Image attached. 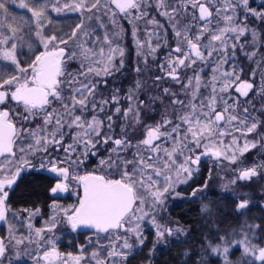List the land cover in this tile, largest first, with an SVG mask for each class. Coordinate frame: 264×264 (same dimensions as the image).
Instances as JSON below:
<instances>
[{
  "label": "snow or ice",
  "instance_id": "1",
  "mask_svg": "<svg viewBox=\"0 0 264 264\" xmlns=\"http://www.w3.org/2000/svg\"><path fill=\"white\" fill-rule=\"evenodd\" d=\"M9 5L25 12L13 15ZM49 9L78 13L79 22L68 32L50 29ZM260 9L250 0H0V61L7 62L0 70V225L8 226L0 237V264H127L130 240L143 246L145 227L151 225L157 243L180 231L160 223L157 211L168 196L179 195L176 187L199 171L203 157L237 164L252 150H264V84L257 109L249 97L253 83L241 79L237 65L240 52L264 68V57L256 60L264 36L248 23L252 17L264 24ZM120 18L134 24L145 64L166 50L158 64L163 75L155 80L169 79L178 89L164 87L162 95L141 99L137 81L125 97L118 90L102 94L107 78L124 67V49L114 39L119 33L109 28ZM93 20L95 26L87 23ZM141 20L146 39L137 36ZM149 113L158 117L151 124L144 120ZM27 170L51 177V213L41 227L33 223L39 208L10 206L13 185ZM233 171L232 184L252 181L264 175V162ZM61 194L75 196V203H58ZM249 203L239 199L237 213L244 215ZM202 210L211 211L208 205ZM60 225L94 230L99 246L87 258L83 247L65 255L54 235ZM258 234L264 222L245 221L209 249L224 264H231L234 247L242 248L245 264H264Z\"/></svg>",
  "mask_w": 264,
  "mask_h": 264
},
{
  "label": "flooded vegetation",
  "instance_id": "2",
  "mask_svg": "<svg viewBox=\"0 0 264 264\" xmlns=\"http://www.w3.org/2000/svg\"><path fill=\"white\" fill-rule=\"evenodd\" d=\"M250 3L253 7L260 9V5L264 4V0L259 4L255 0H250ZM152 15L155 16L160 24L167 27V21L164 17L158 16L156 13H152ZM248 23L250 28L255 29L258 34L264 36V24L254 20L252 17H249ZM139 28L137 36L146 39L147 35L144 31L145 24L143 20L139 21ZM132 32L129 31L128 33L114 36L115 42L117 39L127 40L129 47L123 48L125 53L123 57L124 67L113 76L107 78V87L100 90L102 94L108 96L113 91L118 90L121 97H125L129 90L135 89L137 81L143 85V88L138 92L141 99L162 95L161 89L164 87H169L173 90L178 89V85H175L169 79L155 80L156 76L163 75L158 64L165 59L164 52L166 50L161 49L157 54V58L153 59L149 57L148 63L145 64L144 57L137 55V47ZM168 38L171 41L170 28L168 29ZM153 39L155 40V37ZM116 43L120 44L121 42L117 41ZM262 57H264V48L260 49L256 60H261ZM120 59L117 55V64ZM237 65L243 69L241 79L253 83V90L249 93V97L255 102L257 109H259L261 105L259 89L264 84V78H262L264 76V68H257L255 62L248 60L240 52L237 53ZM76 67L77 65L74 63L69 64L70 69L74 70ZM136 68H140L141 71L137 72ZM254 70L256 72L255 77L251 75ZM243 99L241 97V100ZM164 103H168L166 98ZM253 115H258V112L253 113ZM157 118L156 114L153 113L144 116V120L148 124H151ZM118 131L119 128H117ZM142 133L143 129H140L134 136V139L139 138ZM94 161L95 158L89 161V171L95 168ZM253 162H264V150H252L245 154L244 157H241V161H238L237 164H229L227 161L218 163L210 157H203L199 165V171L194 173L192 178L186 183H181L176 187V192L179 195L173 194V197L169 198L171 202H167L165 210L159 209L157 211V219L160 223L173 229L178 228L180 231H176L173 235L166 237L165 243H157L154 229L151 225L145 227L143 229L145 243L143 246L138 245L132 251L127 264H164L163 262L169 263L172 260L177 261L178 264L181 258H183L178 249L180 244L188 245L191 250L187 259L189 264H196L198 262L224 264L222 256H216L211 253L209 244L219 243L221 236H229L228 203L230 202L234 206L233 211L237 213V201L241 198L248 199L250 203L249 208L245 210V214L250 215L254 223L264 222V175L254 178L252 181L231 183V180L237 175L233 169H236L238 166L251 165ZM50 179L51 177L48 173L40 170L23 171L17 179L16 184L13 185V191L10 193V206L12 209L39 208L41 210V214L36 216L33 221L36 227L43 226L51 213L50 204L52 203V198L48 192ZM37 184L42 185L38 187L44 188V193L40 199L26 201L22 198L24 196L22 192L23 186L35 187ZM225 185H227V188L224 187ZM195 189L199 190L193 196L192 192ZM75 199V196L61 194L57 202L63 205H70L75 203ZM204 205H208L211 211H203ZM21 231H26V229ZM7 235L8 226L6 224L0 225V237H6ZM54 235L57 240L58 250L65 255L68 253L78 255L81 247H83L87 258L99 246L96 244L98 237L94 233V230L88 228H81L76 232H72L67 226L60 225ZM90 240L92 241L91 244L89 243ZM256 242L260 246H264V234H258ZM172 246L176 247L177 250L172 251L170 256L167 255L164 258L165 251ZM238 249L237 253L240 252L239 247ZM228 258L229 260H235L237 264H241V260L243 259V257L238 255L234 257L228 255ZM86 263L93 264V262H88L87 260ZM27 264H31V261L28 260Z\"/></svg>",
  "mask_w": 264,
  "mask_h": 264
},
{
  "label": "trees",
  "instance_id": "3",
  "mask_svg": "<svg viewBox=\"0 0 264 264\" xmlns=\"http://www.w3.org/2000/svg\"><path fill=\"white\" fill-rule=\"evenodd\" d=\"M10 9L12 10V14L19 16L21 14H23L25 12V10L19 9L17 7H14L12 5H9ZM30 15V13L28 14ZM49 15L51 17V19L53 20V24L49 25L50 29H54V30H59V31H63V32H68L71 30V27L75 24L79 22V18H78V13H74V12H68V11H64L61 14H55L54 12H51L49 9ZM91 25H95V20L87 22ZM135 26L138 28V31L140 30L139 28V21L135 22ZM133 27L134 24L130 23L128 19H123L120 18L117 21V27H113L111 24H109V28L112 30L113 33L118 32L119 34H124V33H128L129 31H133ZM119 41L121 42L119 45L122 48H127L129 47L128 45V41L124 40V39H117L116 42ZM127 41V43H126ZM126 43V44H125ZM23 51H27L26 48L22 49ZM24 56L20 57V59H25L23 58ZM26 57V56H25ZM7 62H3L0 61V70H2ZM38 186H42V185H35V187L33 186H28L25 185L22 187V192L24 193V196H22V198H24L26 201H30L35 200V199H40V197H42L43 193H44V188L43 187H38ZM228 209H229V214H228V235L229 237L232 236L234 233L239 232L242 225L244 224L245 221H248L250 223H253L250 215L244 214V215H240L237 214L233 211L234 206L232 204H230V202L228 203ZM179 252L181 255H183V258H181L180 263L178 264H189L188 263V256L191 253V250L189 249L188 245H179ZM241 249V248H240ZM177 250L176 247L172 246L169 249H167L164 253V258L167 255H171L172 251ZM237 250L239 251L238 247H235L231 250V253L229 254L230 257H234V256H240L243 257V259L241 260V264H245V261L248 259L246 257L243 256V253H241V250L239 253H237ZM174 261V260H172ZM170 261L168 262H163L164 264H177V261L172 262ZM231 264H237L235 260L230 259ZM176 262V263H175ZM196 264H201V262H198ZM203 264H207L205 262H203ZM214 264V263H211ZM219 264V263H217Z\"/></svg>",
  "mask_w": 264,
  "mask_h": 264
},
{
  "label": "rangeland",
  "instance_id": "4",
  "mask_svg": "<svg viewBox=\"0 0 264 264\" xmlns=\"http://www.w3.org/2000/svg\"><path fill=\"white\" fill-rule=\"evenodd\" d=\"M258 4L259 3H262V0H255ZM18 8V7H17ZM262 11H264V10H262ZM64 12V11H63ZM63 12H61V13H63ZM68 12H71V11H68ZM55 13V12H54ZM61 13H55V14H61ZM95 24H96V21H95ZM95 26V25H94ZM111 34V33H110ZM23 58H25L24 60H26L27 59V57H23ZM23 60V59H22ZM173 196L172 195H170V196H168V198L165 200V204H164V206H163V208L162 209H164L165 210V207L167 206V204L168 203H170L171 201H170V199L169 198H172ZM168 202V203H167ZM133 240H135L134 238H132L131 240H130V243H133V245H134V247H133V250L132 251H134L135 249H136V247L138 246L136 243H135V241L134 242H132ZM102 243L101 244H106L105 242L106 241H101ZM160 243H165L164 241H162V242H160ZM235 248V247H234ZM233 248H231L230 250H229V253H228V255L231 253V250H232ZM241 250V253H242V248L240 249ZM102 256L103 255H106V253L105 252H103V251H101V253H100ZM87 264V263H86Z\"/></svg>",
  "mask_w": 264,
  "mask_h": 264
}]
</instances>
